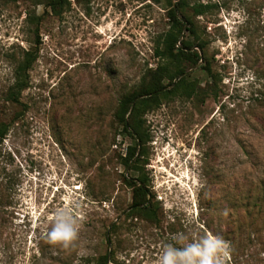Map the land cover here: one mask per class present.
<instances>
[{
    "label": "rangeland",
    "instance_id": "rangeland-1",
    "mask_svg": "<svg viewBox=\"0 0 264 264\" xmlns=\"http://www.w3.org/2000/svg\"><path fill=\"white\" fill-rule=\"evenodd\" d=\"M57 1L0 0V264H157L175 234L207 230L230 241L227 264H264V0ZM169 1L195 31L202 59L180 67L196 91L141 112V140L118 113L163 62ZM21 49L37 58L11 102L7 55ZM142 180L151 217L131 207ZM65 206L84 216L68 249L45 236Z\"/></svg>",
    "mask_w": 264,
    "mask_h": 264
},
{
    "label": "trees",
    "instance_id": "trees-1",
    "mask_svg": "<svg viewBox=\"0 0 264 264\" xmlns=\"http://www.w3.org/2000/svg\"><path fill=\"white\" fill-rule=\"evenodd\" d=\"M57 4V0H46L47 6L55 7ZM176 7L180 9V3L177 2ZM206 7H208L207 4L198 3L193 9L198 15L202 14ZM167 16L169 27L160 35L158 40L159 45L155 48V56L163 60V62L159 63L155 69L149 70L148 80L146 82L143 81L138 89L122 97L118 113V122L122 125V129L130 136H134L133 132H135L141 140L146 138L145 130L141 128V112L155 106L160 96H166L174 92L190 96L196 91L195 85L192 82L186 81L188 74H185L186 71L180 67L183 61H191L193 64H196L202 59L197 49L190 50L194 45L188 36L193 37L195 35L192 22L184 15L179 17L170 1L167 8ZM7 56L10 62L14 64V69L13 81L8 86L6 99L11 102H18L22 91L28 87V71L37 58V50L21 49V55L17 51H12ZM180 74L182 76L173 86L167 88L168 85L173 83L174 78ZM165 78L169 80L168 85L162 83ZM129 111L128 119H126ZM4 135L5 128H0V138H3ZM135 153V147L129 146L126 148L125 156L121 159L125 167L130 166ZM143 153L144 151L141 150L138 157L142 156ZM143 180L142 183L134 185L133 205L131 207L143 211L147 217H151L153 215L151 206L144 205L147 203V190L143 185ZM99 258V264H106L108 262V253Z\"/></svg>",
    "mask_w": 264,
    "mask_h": 264
},
{
    "label": "clouds",
    "instance_id": "clouds-1",
    "mask_svg": "<svg viewBox=\"0 0 264 264\" xmlns=\"http://www.w3.org/2000/svg\"><path fill=\"white\" fill-rule=\"evenodd\" d=\"M174 149L176 153H181L182 159L189 162L184 167L188 169L192 155L189 152L190 146H178ZM187 176L188 174H185L182 177L186 179ZM188 180L194 182L191 178ZM177 184L179 187L180 183ZM224 214L227 215V210ZM83 221V214L74 215L67 206L57 208L52 215V223L45 233L47 242L65 249L74 247L79 240ZM172 240L173 243L163 245L157 264H227L231 257L230 241L211 230L205 231L202 235L180 232L175 234Z\"/></svg>",
    "mask_w": 264,
    "mask_h": 264
},
{
    "label": "water",
    "instance_id": "water-1",
    "mask_svg": "<svg viewBox=\"0 0 264 264\" xmlns=\"http://www.w3.org/2000/svg\"><path fill=\"white\" fill-rule=\"evenodd\" d=\"M173 7L175 8V5L173 4ZM181 77V75L177 76L174 80V82H176L179 78ZM136 100V99H135Z\"/></svg>",
    "mask_w": 264,
    "mask_h": 264
},
{
    "label": "bare ground",
    "instance_id": "bare-ground-1",
    "mask_svg": "<svg viewBox=\"0 0 264 264\" xmlns=\"http://www.w3.org/2000/svg\"><path fill=\"white\" fill-rule=\"evenodd\" d=\"M162 168V167H161ZM175 180V179H174ZM182 182V181H181ZM184 184V183H183Z\"/></svg>",
    "mask_w": 264,
    "mask_h": 264
}]
</instances>
